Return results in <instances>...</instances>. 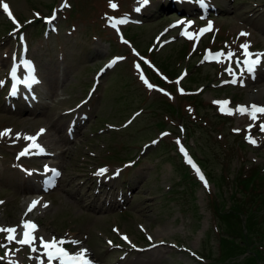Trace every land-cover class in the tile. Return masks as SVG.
<instances>
[{
  "label": "rangeland",
  "instance_id": "374dc122",
  "mask_svg": "<svg viewBox=\"0 0 264 264\" xmlns=\"http://www.w3.org/2000/svg\"><path fill=\"white\" fill-rule=\"evenodd\" d=\"M206 1L201 12L200 0H111L117 10L110 0H0V132H12L0 137V227L30 218L64 238L68 253L88 248L92 264H264V145L246 140L251 120L240 122L242 115L214 103L228 101L226 111L264 106V92L249 90L264 88V58L254 73L244 71L251 87L227 82V61L204 59L206 51L231 50L244 60V43L264 53V0ZM54 10L55 21L46 23ZM125 16L129 22L117 28L107 19ZM209 24L198 39L181 34ZM236 57L231 67L241 78L245 66L237 67ZM31 79L34 95L28 88L19 102L14 85ZM190 93L194 100L185 97ZM260 123L251 129L255 140ZM44 128L56 158L20 156L24 137ZM51 160L57 184L38 181L36 194L46 209L24 210L35 194L19 189L21 173L43 174ZM251 172L256 184H245L244 193L237 180ZM100 179L108 183L97 193ZM218 203H237L234 215L215 218ZM152 247L159 248L156 259L146 252ZM42 251L13 242L0 247V264H40Z\"/></svg>",
  "mask_w": 264,
  "mask_h": 264
},
{
  "label": "snow or ice",
  "instance_id": "6c2138e0",
  "mask_svg": "<svg viewBox=\"0 0 264 264\" xmlns=\"http://www.w3.org/2000/svg\"><path fill=\"white\" fill-rule=\"evenodd\" d=\"M148 0H140V4L141 6H143L144 4H147ZM204 0H200V3L203 4ZM3 7V11L9 16L10 19L13 20V23L16 25V30H18L21 25H19V22L15 20L14 16L12 15L11 11L9 10V5L7 3H4L2 5ZM62 7H68V5L65 3L62 5ZM109 7L113 10H117L118 9V5L116 3L111 2L109 3ZM140 9L137 8L136 11H139ZM37 16L39 14H36ZM56 15L57 13L53 12V15L51 17L45 18L46 23L48 24H52L53 21H55L56 19ZM111 24V26L113 28H117L118 25H122V24H126L128 23V18L125 16L123 18L120 19H115L113 17H108L107 18ZM31 21H29L30 23ZM211 30V24L208 25L207 28L202 29L200 33H189L187 32V30H185L184 32H182V35H185L188 39H198V37L200 35H202L205 31H210ZM248 33L245 32H241L239 33V36H248ZM21 40H23V36L21 35L20 37ZM125 43H127L125 41ZM240 48L242 49V54L244 56V60H240L238 57H236V53L229 50L228 52H224L223 50H221L220 52H217L215 54L211 53L210 51L206 52V55L204 57L205 60H208L209 58L215 59L217 62H223V61H227L229 63V67L226 68V71L229 73V75H231L233 77V79L231 81H227L228 83H232V84H236L238 77L236 72L233 71L232 67H231V63L233 62V58L236 57L235 59V64L237 67H239L241 64H243L245 66V68L240 72V76H243L244 71L246 70L248 73H254L255 69L257 66L261 65L262 63V58H264V53H259V54H253L249 51L250 48V44L248 43H244L240 45ZM194 50H195V46H194ZM255 57V58H253ZM13 59L15 60V56L13 57ZM116 61L114 60L113 63H115ZM137 70L140 69V65L137 64L135 65ZM14 71H13V75H14ZM142 80H144V83L147 85V87L149 89L153 88V85H151L150 83H148V81L144 78L143 74H141L140 77ZM24 83H28L27 80L24 81ZM177 83H179V80L177 81ZM241 85H243V81L240 80ZM15 87V85H14ZM163 91V90H161ZM181 92H183V90H180ZM214 103H220L222 106L220 108V110L222 112H225V114L227 115H234L236 113H239L240 115L244 116H248V118L253 122L251 124H249L247 126V131H248V135L246 136V140L255 145L257 143V141L252 137L251 133V129L252 127L255 126L256 121H258L260 119L261 116H264V106H257L255 104L250 105V106H237L236 109L234 110H225V108L223 107V105H227L229 102L228 101H224V102H215ZM259 129L261 132H264V123H260L259 124ZM43 129H41V133H43ZM234 131L239 132L240 129H234ZM12 135V132L10 129H6L3 132H0V137H4V136H9ZM16 138L19 139V134H16ZM24 139L30 140L32 141V144L29 146V148H26L24 151H22L19 155L20 156H24L27 155L30 151L31 148H39V145L35 143L36 141V137L34 136H26L24 137ZM182 152L184 151L183 148L180 149ZM42 151V149H41ZM185 155H187V153H185ZM189 163H191V160L188 161ZM193 167L195 168V165H193ZM197 174L199 175V178L204 181L205 183V187H207V181L204 179V176L200 173V170L197 168L195 169ZM46 171H47V167H46ZM55 171V170H53ZM106 169H101L100 172L98 174H103L104 172H106ZM58 175V173H57ZM2 203V202H0ZM39 203V201H33L32 204L29 206L28 211L31 212ZM46 206V205H45ZM19 227V231L17 227H8V228H3L0 227V233H6L5 236V240L7 241V244H11V243H16L18 245L21 246H28L30 248V250L32 252H38L40 249H42L43 251L40 252V256L46 257L47 258V264H53V261H58V264H91V262L89 261V259L87 258V249H81L79 252L75 253V254H70L68 253V251L66 249H64L62 247V245H64L65 243H68L67 241L61 239V240H57L55 237H53L51 240H46L44 237L40 236L37 237L36 235V225L32 222V221H23L21 223V225L18 226ZM123 239L127 240L128 238L125 236L123 237ZM151 239V237L149 238ZM37 240L39 241V249L36 247L37 244ZM70 243L72 244H78L79 241H71ZM7 244L4 245H0V247H7ZM16 251H19V249H16ZM10 253L6 251L5 255H9ZM39 258V257H38ZM40 264H44V260L41 259L40 260Z\"/></svg>",
  "mask_w": 264,
  "mask_h": 264
},
{
  "label": "bare ground",
  "instance_id": "6f19581e",
  "mask_svg": "<svg viewBox=\"0 0 264 264\" xmlns=\"http://www.w3.org/2000/svg\"><path fill=\"white\" fill-rule=\"evenodd\" d=\"M208 2L205 0L203 2V4L199 6L198 9L201 12L208 9V6H209ZM191 8H193L195 10L194 7H191ZM250 12H251V14L255 13L256 9L254 7H250ZM28 69H29V71H31V67H29ZM238 79H239V82H240V80L243 81V85L240 84L241 86L251 87L250 86L251 83L247 81V79H248L247 76L243 75V76H241V78L238 77ZM234 85H239V84L236 83ZM54 86H56V85H53L52 88ZM28 88H32L31 90H34L32 84H29L27 86L22 87V83H19L18 86H15V88H14V95L18 96L16 98L19 100L21 95H22V97H25L24 94H26L27 91H29ZM249 90L253 91V92H257L256 94H259V93L262 94V92H264V88H260V89L256 88V89H249ZM253 92H251V93H253ZM12 98H14V96ZM19 102L23 103L22 100L21 101L19 100ZM25 106H26L25 109L28 111V112H26L27 114H29V112L34 114L32 107L27 106V104ZM238 106H242V105H238ZM244 106H247V105L244 104ZM249 106H250V104H249ZM236 107H234L233 109L231 108V109L234 110V109H236ZM260 118L262 119V123H264V116H261ZM238 120L240 122H243V121H249L250 119L248 118V116L244 115V116L238 118ZM44 131H45V128H44ZM44 131H43V133H41V132L39 133L41 135H39V134L34 135V137H36L35 143L39 145V148H31L27 155H31L33 157L42 156V157H49V158L55 159L57 156V153L54 151V150H56V148L54 147V140L51 138L50 139L47 138L48 135L44 134ZM255 138H256V141H257V138H260V140L257 141L258 145H264V132H261L260 129H258V131L256 132ZM55 143H57V142H55ZM31 144H32V141L27 140V143L25 144L23 150H25L26 148H29V146ZM41 149H42V151H41ZM56 166H57V163H54L51 160L43 168L44 169L43 174L41 172L39 173V172H35V171H29V173H24V172L21 173V176H23V179L22 178L18 179V181L20 182L18 184L19 189H23V191H25V192L35 194V196H31L26 200L24 210L25 209L28 210L29 206L32 204L33 201H39V203L37 204V206L32 211H42L43 209H46V206H45L46 204H45L43 198L41 196H37V195L40 194V192L42 191V187L44 185H49L52 183L57 184L58 179L52 178L53 174L59 173V171L56 169ZM46 167H47V171H46ZM53 170H55V171H53ZM46 175H48V176H46ZM29 180H31V182ZM38 181L43 182L42 183L43 186L40 185L41 186L40 187ZM100 181H102V183L99 182L100 184H98V186H97V193H100L101 188L107 187L106 183H108V182L105 179H100ZM103 183H105L104 184L105 186L102 185ZM109 205H111V203ZM23 221H32L35 224V222L33 220H31L30 218L24 219ZM19 225H21V224H19ZM18 226H17V228L19 231L20 229ZM36 228H37L36 234L40 233V236L44 237L46 240H51L53 238V236L51 234H49L48 232L42 231L41 229L38 228L37 225H36ZM61 239L64 240V238H60L57 240H61ZM82 248L87 249V258L91 262L90 257L88 256V254H89L88 248L82 246L78 249L77 252H79ZM146 252L150 255L152 254L154 259H156L157 258L156 254H157V252H159V248L158 247H152L150 250H147ZM91 264H92V262H91Z\"/></svg>",
  "mask_w": 264,
  "mask_h": 264
},
{
  "label": "trees",
  "instance_id": "16d2710c",
  "mask_svg": "<svg viewBox=\"0 0 264 264\" xmlns=\"http://www.w3.org/2000/svg\"><path fill=\"white\" fill-rule=\"evenodd\" d=\"M191 95V93L190 94H188V96H185L186 98H187V100H192L193 98H194V96H190ZM194 100V99H193ZM175 111H176V108H175ZM235 178H237L236 176H234L233 178H232V180H233V183H234V180H235ZM252 179H254V174H253V172H251V174H250V176H246L245 177V179H243V178H238V180H237V186H238V184L241 182V186H240V190H242V191H244V193H246V190H245V184H250L251 185V187H252V184H254L251 180ZM252 182V183H251ZM236 184V183H235ZM256 184V183H255ZM236 186V185H235ZM255 188H257V191H259V190H261L260 189V187L258 186V184L256 185V187ZM237 190H239V189H236L235 190V192L234 193H236L237 192ZM259 192H261V191H259ZM235 204V206H236V204L237 203H233V204H231L230 205V207H232L233 205ZM225 206V205H224ZM224 206H223V204H213L212 205V212H213V215H214V217L215 218H217L218 220H222V219H224V220H226L227 219V217L229 216H232V215H234V213L230 210V207H229V209H225L224 208ZM218 262V261H217Z\"/></svg>",
  "mask_w": 264,
  "mask_h": 264
}]
</instances>
